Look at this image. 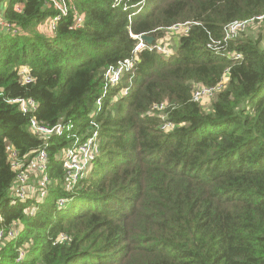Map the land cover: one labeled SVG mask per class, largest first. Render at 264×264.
<instances>
[{"label": "trees", "instance_id": "obj_1", "mask_svg": "<svg viewBox=\"0 0 264 264\" xmlns=\"http://www.w3.org/2000/svg\"><path fill=\"white\" fill-rule=\"evenodd\" d=\"M121 1L71 0L52 36L43 24L59 12L45 0L0 4L18 31L0 30V228H22L0 243V264H264V27L230 43L240 59L210 46L230 23L264 15V0ZM178 24H189L187 35L168 30ZM132 35L177 51L139 53L98 107L105 71L134 57ZM226 75L211 101L192 100L197 85ZM18 98H33L37 112L9 103ZM162 103L166 111L153 110ZM32 117L70 123L72 136L43 138ZM92 123L99 154L72 183L61 156ZM41 149L47 195L22 201L11 153L29 165Z\"/></svg>", "mask_w": 264, "mask_h": 264}, {"label": "built area", "instance_id": "obj_2", "mask_svg": "<svg viewBox=\"0 0 264 264\" xmlns=\"http://www.w3.org/2000/svg\"><path fill=\"white\" fill-rule=\"evenodd\" d=\"M71 0H45V4L49 7L52 6L55 10L59 12V14L52 20H48V24L43 25V29L47 35L52 36L56 30L57 24L62 15L69 14V3ZM122 1L116 0L115 5H119ZM2 0H0V4ZM17 11H21L23 6H18ZM82 20L78 18L77 24L79 25ZM264 21V15L258 16L251 20L246 21H237L230 23L224 29L225 37L222 41H212L210 44L214 46V49L217 51H222L225 55L232 56L235 59H240L241 55L239 53L233 54L228 53V48L231 42H234L240 39L244 34H246L247 29L254 24L255 22ZM189 24H178L175 25L168 30L175 34L179 35H187L189 31ZM47 28V29H46ZM0 30L8 31L12 34H17V29L8 24L4 19L2 12H0ZM143 35H132L133 38L137 40V45L134 49V57L123 60L119 62L116 66H111L105 71L104 79H105V90L102 96L97 100L96 105L99 107L102 104V100L107 95V91L109 88L116 86L120 80L122 75L125 72H129L132 70L136 64V58L139 53L144 50L149 51H157L158 53L164 54L166 56H170L172 54L171 50L160 41L157 43H153L152 45H148L144 40H142ZM227 53V54H226ZM228 72V71H227ZM19 75L23 81L24 85H30L34 82V77L32 76L30 69L27 67H22L19 71ZM227 75L224 79L213 87H206L202 85H197L192 94V100L196 103H207L215 98L216 94L222 91L226 86ZM128 91H125L126 95ZM9 103L19 105L21 111L25 115H33L38 110V103L33 98H18L9 100ZM167 104H157L154 106L153 110L158 112L166 111ZM96 130L93 134L83 143L80 142V138H76V142L72 148L65 150L61 156V162L63 163L64 170L66 171L67 177L72 183H76L79 179L84 177V174L90 169L92 160L97 157L99 154V142H98V131L97 125L93 124ZM170 124H165L162 126V129L167 130L170 128ZM73 126L68 123H59L54 126H50L45 122L38 121L35 117H32L30 120V130L43 137V138H51L54 136L61 137L65 134L68 136H72ZM11 166L12 170L16 173V182L13 187V191L16 193V197L20 198L22 201L26 199H37L39 202H43L48 190L49 185V176L47 173L48 170V153L45 149H41L37 152L35 160H33L29 165H25L23 161L18 159L16 153H11ZM35 168V169H34ZM35 170V175H31V170ZM34 176H43L39 182L35 186H31L32 178ZM64 203L63 200L60 201L62 205ZM30 216H34L36 214V209H30L28 211ZM21 225L18 222H15L11 227L0 228V243L4 241L16 240L21 233ZM66 237L61 235L58 238V241H64ZM26 256V252L21 250L18 256V261H22Z\"/></svg>", "mask_w": 264, "mask_h": 264}, {"label": "rangeland", "instance_id": "obj_3", "mask_svg": "<svg viewBox=\"0 0 264 264\" xmlns=\"http://www.w3.org/2000/svg\"><path fill=\"white\" fill-rule=\"evenodd\" d=\"M0 12H2L1 9H0ZM47 24H48V21H46V23L43 24V25H45V27H46ZM263 27H264V24H261V23H254L253 24L252 23V25L247 29L246 36H253V37L256 38L258 36V33L261 31V29H263ZM177 38H178L177 41H179L180 38L179 37H177ZM177 47L178 46H175L174 48L171 49V51L176 52L177 51ZM34 169H33V171L31 170V175H35V172H34L35 170ZM35 185H36L35 181L33 180L31 186H35Z\"/></svg>", "mask_w": 264, "mask_h": 264}, {"label": "water", "instance_id": "obj_4", "mask_svg": "<svg viewBox=\"0 0 264 264\" xmlns=\"http://www.w3.org/2000/svg\"><path fill=\"white\" fill-rule=\"evenodd\" d=\"M142 40H144L146 43H148V45H152L155 41V38L152 36L143 35Z\"/></svg>", "mask_w": 264, "mask_h": 264}]
</instances>
